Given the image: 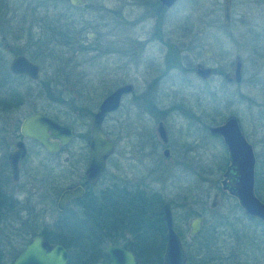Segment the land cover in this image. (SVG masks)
I'll return each instance as SVG.
<instances>
[{"label":"rangeland","instance_id":"1","mask_svg":"<svg viewBox=\"0 0 264 264\" xmlns=\"http://www.w3.org/2000/svg\"><path fill=\"white\" fill-rule=\"evenodd\" d=\"M85 1L83 8L75 9L62 0L55 8H39L22 18L26 27L31 26L25 33L39 43L51 42L42 49L47 56L37 57L40 81L66 92L67 104L54 105L53 114L72 125L76 137L56 156L38 146L31 149L16 183L0 175L3 190L12 194L0 215L4 264H10L17 249L35 234L51 241L69 239L61 220L81 218V207L75 200L59 212L56 198L83 175L90 121L99 101L124 83L132 84V92L101 125L115 144L114 153L100 180L83 197L105 194L110 203L113 193L122 201L118 213L111 214L112 223H100L102 248L111 240L130 244L140 264H153L151 259H157L164 244L160 251L153 244L159 243V236L144 232V218L155 217L153 205L161 211L168 202L174 228L190 255L187 264H201L197 249L211 234V255L205 264H264V225L248 218L235 197L222 189L228 153L206 128L230 114L238 117L255 159L254 193L264 202V0H231L227 27L222 26V0H177L159 15L156 0ZM5 19L0 11V25ZM18 24L11 18L7 26ZM19 31L11 29L5 40L0 31V43L14 44ZM66 37L69 43L60 44ZM205 48L211 53L208 57L203 55ZM236 56L241 59L242 80L226 83L222 75ZM195 63L210 67L211 76L197 77ZM157 121L166 129L169 158L161 155L164 146L154 131ZM132 185L139 189L130 193ZM213 194L215 206L210 207ZM196 216L202 219L201 230L189 237L188 223ZM118 223L122 227H113ZM123 233L132 240L121 239ZM67 248L73 262L76 250Z\"/></svg>","mask_w":264,"mask_h":264},{"label":"water","instance_id":"2","mask_svg":"<svg viewBox=\"0 0 264 264\" xmlns=\"http://www.w3.org/2000/svg\"><path fill=\"white\" fill-rule=\"evenodd\" d=\"M73 4H80V0H70ZM161 6L170 7L176 0H158ZM230 0H222V26L229 25ZM203 27L197 29L202 31ZM208 48L203 55L210 56ZM16 63L14 60L13 64ZM193 73L202 80L212 74L210 67L202 63L193 65ZM222 79L226 83L239 84L242 80V63L239 56L234 57L230 70L224 72ZM130 83L120 85L109 92L98 104L92 115L89 134L86 140L88 157L84 169V178L87 183H95L104 171L107 158L112 154V143L102 131V122L106 114L113 112L119 106L120 98L132 91ZM20 131L24 136L36 140L48 153H56L59 147L64 146L76 137L71 125H60L40 114H32L23 120ZM156 131L162 142H166V134L162 122L157 123ZM211 134L218 135L228 153L229 165L226 167L221 186L237 200L243 213L258 219L264 225V202L254 193V155L251 145L246 141L239 119L236 115L226 116L220 124L209 126ZM163 153L166 155L165 151ZM15 157V156H14ZM13 157V158H14ZM13 167V173L16 171ZM16 177H14L15 179ZM81 186L76 185L63 189L57 198L56 208L62 209L66 200L82 194ZM216 194H213L210 207L215 206ZM162 222L164 225V248L162 264H186V252L174 228L170 204L162 205ZM202 219L193 217L188 223L187 234L193 237L201 230ZM109 264H137L134 255L118 246H107ZM67 260L66 249L60 244L50 245L40 234L33 235L26 243L20 254L10 264H65ZM100 264V263H94Z\"/></svg>","mask_w":264,"mask_h":264},{"label":"flooded vegetation","instance_id":"3","mask_svg":"<svg viewBox=\"0 0 264 264\" xmlns=\"http://www.w3.org/2000/svg\"><path fill=\"white\" fill-rule=\"evenodd\" d=\"M59 1L61 2L62 0H17L16 3H14V1H12V0H0V8H1L0 11L3 12L4 19L6 18L4 21H2L3 25H0L1 39L5 40L6 34L11 33V29L16 28V29L20 30L17 33L16 37H14L17 40L14 44H9L6 42L0 43V175H2V177L4 178V180L6 182H9L11 180L13 183H16L19 180V178L21 177V174H22L23 164L25 163L27 158L31 156V154L33 152V150L31 151V149H33L34 147L38 146L41 150H43V152H45V154L52 157V156L59 155L61 152H63L66 149L67 145L74 139L73 138L72 140H70L64 146L59 147V150L56 153L52 154V153L46 152L36 140H34L28 136H24L20 131V127H21L23 120L26 119L27 117H29L30 115L36 114V113L42 115L43 117L51 119L60 125H69V124L64 123L63 120L60 119L56 114H53L54 113V105L59 106L61 108L62 106H65L67 104L66 92H63L62 90H53L48 81H42V80L40 81L41 66H40V63L38 62L37 57L40 56L42 58H45L47 56V52L46 51L42 52V49L47 48L48 44L51 42H41L43 44V46H42L41 43H39L35 39L34 36H31L28 31H27V33H25L24 30L26 28H30L31 26L26 27L24 25V21H22V18H24L27 14H30V13L35 14V12L39 8H42V10L47 11L49 7H51V8L57 7V3ZM65 1L68 2L69 5L71 7H74L75 9L83 8L86 4L85 0H80L81 1L80 4H73L70 0H65ZM176 2H177V0H176ZM176 2H174L170 7L161 6L160 3L158 2V0H156L155 4L154 3L153 4L155 5V8H156L155 10L157 11V13L159 15L160 12L162 13L163 10H165V9L167 10V9L171 8ZM68 3H67V5H68ZM230 5H231V0H230ZM229 11H230V8H229ZM229 15H230V13H229ZM9 18L10 19L14 18V19L18 20L19 23H21V24H18L17 26H14L13 28L12 27L9 28V26H7L8 23L10 22ZM19 18H21V19H19ZM229 18H230V16H229ZM156 37L158 39H161V37H159V35H156ZM59 42H60V44L63 43V45L68 44L69 43L68 37H66L65 40L59 41ZM53 43H55V42H53ZM131 52L132 51H130V54H132ZM14 60H16V63L13 64V66H12V63L14 62ZM124 84H127V83H124ZM120 85H123V84H120ZM116 87H118V86H116ZM125 95H127V94H124L121 96L119 106L113 112H115L119 109L122 98ZM100 101H99V103H100ZM56 108H58V107H56ZM60 111L62 112L61 109H60ZM55 112L57 113V112H59V110H57ZM113 112H110V113H113ZM110 113H108V114H110ZM108 114H106V116ZM158 122H162V121H157V123ZM157 123H156V126L154 127V131H155L157 138L160 141L161 145L164 146L161 150V155L164 158H169L172 150H171V147L169 145H167L168 136L166 133L165 126L162 122V125H163L164 130H165L166 138H167L166 142L164 143L160 140L158 133L156 131ZM208 127L209 126L206 127L207 130H208ZM73 130H74V127H73ZM212 135H214V134H212ZM214 136L218 137L221 140V138L218 135H214ZM110 141L112 143L113 149H112V154L109 157H111L113 155L114 150H115L114 142L111 139H110ZM163 151H165L166 155L163 153ZM87 157H88V155H87ZM86 161H87V159H86ZM12 166H15L16 171L14 173H13V167ZM105 166H106V164H105ZM104 170H105V168H104ZM103 173H104V171H103ZM102 174H101V176H102ZM101 176H100V178H101ZM14 177H16V178L14 179ZM100 178L98 179V181L100 180ZM98 181H96L95 183H87L85 181L84 172H83V175L78 182H76L74 184H70V185L63 188V189H65L68 187H73V186L79 185L83 189L82 194L66 200L63 204L62 209H60V210H58L56 208V202H55L56 210L61 212L64 210L67 203H69L71 201L82 199L85 196L87 188L91 185L96 184ZM137 189H139V187L134 188V185H132V186H130V189H128V190L129 191L133 190V192H135V190H137ZM130 193H132V191ZM0 195H2L4 197L5 202L12 200V194L6 193L3 190L1 184H0ZM58 196H59V194H58ZM58 196H57V198H58ZM57 198H56V201H57ZM117 199H118V197L115 196L113 193H111V214L114 216L118 213L117 208H120V204L122 202L121 200H117ZM126 200H127V203H129V198H126L125 201ZM162 205H161V209H162ZM121 206H123V205L121 204ZM124 207L128 208V207H126L125 204H124ZM170 209H171V207H170ZM160 212H161V216H162V210ZM127 213H129L128 215H131L132 211H130V212L127 211ZM127 213L125 212L126 215H127ZM161 220H162V218H161ZM115 224L113 225V227H115V226L122 227V224H119V223H118V225H115ZM112 231H114V229H112ZM123 234H121V235L119 234L120 235L119 237L121 239L127 240V241L132 240V236L130 234H125V233H123ZM40 235H42V234H40ZM42 236L45 238V240L47 241L48 244H50V245L60 244L63 248L66 249L67 260H66L65 264H67L68 257H69V252H68L67 246L63 245L57 241H51L45 235H42ZM195 236H197V234L194 235L193 237H195ZM31 237L32 236H30V238ZM30 238H28V240L26 242H24V244H22L19 247V249H17L14 257L12 258V261L20 254V252L22 251V249L24 248L26 243L30 240ZM163 239H164V235H163ZM117 240H119V239H117ZM112 241H114V240H112ZM107 246H118L122 250H126V251L131 252L135 257L137 264H140L138 255L130 249V246H131L130 244L128 246L126 244H119V243H113V242H111V243L105 245L103 248H101L99 251L98 258L95 261H93L91 264H94V263L109 264V256L106 253V247Z\"/></svg>","mask_w":264,"mask_h":264},{"label":"trees","instance_id":"4","mask_svg":"<svg viewBox=\"0 0 264 264\" xmlns=\"http://www.w3.org/2000/svg\"><path fill=\"white\" fill-rule=\"evenodd\" d=\"M81 200V202H80ZM77 200V203L81 207V212L83 216L80 217H72V218H65V221L61 220V227L64 229L65 232L69 233V239L64 240V236H60L58 238L57 242L66 245L67 247H72L76 251L74 252V261L70 262V257L68 259L67 264H90L91 262L95 261L99 256V251L102 248V242L103 239L99 240V233L101 231L100 229V223L104 224L106 226H109L111 221V202L109 203L108 197L104 194V196L101 198H93L88 197L84 200V198ZM7 202L4 201V197L0 195V215L1 211L4 207H6L9 204H6ZM160 204V203H159ZM158 204V205H159ZM155 206V217L154 218H144L145 226H144V232L150 234L151 236H159V243L157 242L153 243L156 244V246H160L159 251L161 250L162 245L164 244L163 239V233L165 232L164 225L161 220V212L159 210V207H157V204L153 205ZM156 210H158L156 212ZM1 217V216H0ZM251 219H255L252 217H248ZM258 220V219H256ZM109 229V228H107ZM112 228H110L111 230ZM154 234V235H153ZM212 236V234H211ZM209 236L210 240H207L206 243L201 245L197 249V254L200 256L201 264H205L206 260L211 255L210 247L211 242L213 241L214 237ZM112 241V240H111ZM113 243H117L115 241H112ZM152 243V241H151ZM130 249L135 252L137 255L138 253L135 251L132 246H130ZM161 255L162 252L160 251L159 255L157 256V259L152 260L153 264H162L161 261ZM187 260L186 262H189L190 255L187 254ZM139 257V256H138ZM151 262V261H150ZM186 263V264H187ZM0 264H4L3 261V253L0 248Z\"/></svg>","mask_w":264,"mask_h":264}]
</instances>
